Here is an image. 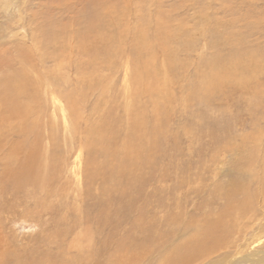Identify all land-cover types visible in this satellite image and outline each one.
Segmentation results:
<instances>
[{"label": "rangeland", "instance_id": "1", "mask_svg": "<svg viewBox=\"0 0 264 264\" xmlns=\"http://www.w3.org/2000/svg\"><path fill=\"white\" fill-rule=\"evenodd\" d=\"M225 23L228 31L230 27L242 28L248 41L261 47L264 63V0H0V72L27 67L37 92L32 93L35 113L29 131L35 180L26 194L4 195L3 207L12 211L0 215L4 231L12 233L18 262L60 264L61 249L75 245L78 234L85 237L90 230L95 238L105 239L110 234V244L112 240L125 241L129 227L141 218L144 223L156 222L159 231L172 240L189 217L205 215L204 203L212 198L217 201L212 194L215 184L232 178V164L238 159L235 146L241 145L254 123L264 129V96L259 94L264 90L263 74L255 84L247 81L245 85L246 89L256 88V99L238 84L230 87L226 83L216 89L217 103L211 108L185 104L190 76L198 77L195 66L200 57L211 55L210 33L213 29L223 32ZM189 37L191 46L186 49ZM172 52L177 57L174 67L168 60ZM146 70L154 78L153 87L148 86L149 78L135 80L144 71L146 76ZM209 72L203 70L198 78ZM70 92L76 101L74 112L66 108L65 95ZM90 133L96 138L101 134L98 140L106 144L112 141L117 168L131 157L136 165L127 164L123 186L109 188L114 189L113 198L117 195L120 200L119 188L131 198L121 200L126 215L116 212L125 220L98 233L93 223L78 225V211L95 216L101 188L109 186L98 182L88 194L82 191L81 202L75 203L72 197L76 181L70 168L74 161L80 165L92 157L87 146L92 140ZM57 157L70 168L63 164L66 169L61 179L56 176L55 185L43 192L44 184L52 180L43 176L44 165L57 164ZM98 159L89 162L91 169L100 166ZM132 174L137 180L128 185L126 180L133 178ZM28 201L29 205H24Z\"/></svg>", "mask_w": 264, "mask_h": 264}, {"label": "bare ground", "instance_id": "2", "mask_svg": "<svg viewBox=\"0 0 264 264\" xmlns=\"http://www.w3.org/2000/svg\"><path fill=\"white\" fill-rule=\"evenodd\" d=\"M222 13L220 12V14ZM205 21L207 23V20ZM247 21L248 20H246V22ZM224 26L226 28V23ZM232 26L234 25L232 24ZM201 28H203V26ZM225 28L223 29V32L218 29H213L211 31V40L208 42V49L211 55L209 57L207 55L200 57V61L197 63L194 69L198 77L200 76L199 73L203 72V70L208 72L210 69V74H204L202 78L196 77L197 79H193V76H190L189 86L186 90L187 101L185 103L190 108L191 106L195 108L196 105L202 106V110L203 108H211L213 105H215V103H217V100H214L216 89H221L226 83H228L230 87H234L235 84H238V87L243 88H239L240 90L245 92L248 91L247 93L251 97L253 96L254 99L257 98L258 91L256 88L251 86L250 89H246L245 85L247 81L253 83L257 82L256 78H258L261 74L264 75V63L262 61L263 55L261 53V47L256 46L255 42L253 41H248V36L246 35L245 31L241 30L242 28L236 29L230 27L228 28L230 31ZM171 33L174 34L173 31ZM110 38L114 39L115 37L112 36ZM190 39V37L187 39V44L185 43L186 45L184 48L190 49L191 44L188 45V41ZM165 43L166 41L162 44ZM191 43L193 44V41H191ZM227 47H230V49L227 50ZM105 48L106 49L104 50L107 53L105 54H110L109 47L106 46ZM147 49H150L149 46H147ZM182 49L179 48V50ZM139 50H136L137 55H139ZM98 53L96 55H98ZM105 54L103 56H105ZM172 54L173 55H169L170 57L168 56V60H170V63L173 61L174 67L176 66L175 64L177 62H175L174 58L177 57L176 53L172 52ZM180 65L182 66L181 63ZM146 71V76L144 71L143 74L139 73V75H136L135 78L137 79L135 80L141 82L144 79L147 80L149 78L148 82H150L151 85L148 86L153 87L152 81L154 78L151 77V73L149 74L148 70ZM0 73V215H3L4 213L12 211L11 209L3 207L4 195L9 196V198H13L15 195L17 196L22 193L26 194L35 180L34 176L32 175L34 171V167L32 168V165L35 163L34 160H32L34 157L31 149L34 148V144L30 139V137L32 138V135H30V132L32 131H30V129H33L30 124V120L31 117H34L33 114L35 113L34 106L31 102L33 99L32 93L36 92V90L30 78V71L27 67H22V69L16 71L8 70L7 73ZM258 81L260 83V80ZM50 84L51 83H49V85ZM52 87L54 88V86ZM76 93L77 96L81 95L79 92ZM259 94L264 96V90H260ZM65 97L68 100V107L66 108L74 112L76 101L73 102V99L71 98L74 96H72L70 92V94L66 93ZM254 102L255 100L251 99V103L254 104ZM195 114L200 116L199 113L195 112ZM104 126L105 123L102 124V127ZM88 137L89 139H92L91 141H87L89 142L87 145L89 150L93 152L92 157L90 154H88L90 156L87 157L86 163H80V165L77 163V161H74V164L71 166V168L68 166L70 165L69 163L61 161L62 164H60L58 157L54 160L56 161L58 159L57 164L53 162L52 164H48L46 166L44 165L43 170H45L43 172V176L46 178L48 177L49 179L51 178L52 180L49 183L44 184L42 190L43 192L44 190L50 191V185L52 183L54 184L53 179L56 176L60 177L58 180L61 179L62 171L66 169L65 165L70 168V171H72L76 181V187L74 185L76 189L72 187V197L76 200L75 203L81 202L83 200L81 197L82 191L87 193V190L90 191L91 187H94L98 182H101L105 187L109 186L108 189L101 188L102 194L98 196V200L95 202L97 209L95 216H92L93 214L91 215L88 212H84V210L78 209L80 217V222L78 225L88 226V224L93 223V225H95L93 230L95 233H98L101 230L106 229L107 225L117 227L121 224L123 219L125 220L126 217L119 219V216L116 212H123V216L126 215V210L122 208L121 200L126 202V200L129 198V195L124 191L123 188H119V190L122 191L119 193L120 200L117 198V195L113 198V194L115 195V193H113L114 189L109 188L115 185L123 186V180L127 174V164H130V166L133 165L132 167L134 168L136 165H134L131 157V159H127L126 165H120L119 168H117L115 166L117 165L115 164L117 152L111 147L113 145L112 141L107 140V145L104 141L98 140V138L102 137L101 134H99V136L96 138L95 135L90 133ZM244 139L246 141H244ZM240 144L241 145L235 146L237 147L236 153L238 152V159L232 164V178H228V180L224 181L223 183L219 182L214 186L216 188L214 191H212V194L214 198L217 199V201L213 200L212 198L211 201H206L204 203L202 209L204 208L205 215H201L197 218L189 217L187 221L182 220V216H180L179 220L184 221V226L181 225L183 228L179 230V233H177L178 231L175 233L177 236L176 238L174 237L171 240L170 235L167 236V234L164 233L165 231H159L157 225L155 224L156 222H150V220H148L149 222L144 223L145 220L141 218L139 222L135 220L132 228L129 227L130 230L127 238L124 239L125 241H121L120 239V241L118 240L117 242H114L112 240L113 243L110 244L109 233L105 239H101L95 238L94 233H92L91 230L89 235L86 234L85 237L83 234H78V238H75V241H77L75 245L63 248V250L61 249L62 252L60 253L62 255L59 254L58 256L61 259L59 263L264 264V129L254 123L252 126V131L249 132L245 138H243V142ZM49 149L51 150V148ZM126 157L128 158L129 156ZM97 159L101 162L100 166L95 165L93 166L94 168L91 169V164L89 162H92V160L97 161ZM128 169L129 167L127 170ZM50 170L52 171V175H50ZM136 180L137 179L133 177L128 181L126 180V182L129 185L131 182ZM63 188L67 190V192L71 191L67 185H64ZM44 194L48 195V193ZM129 201H131V198H129ZM24 205L28 206L29 201L25 202ZM257 210H261L262 214L260 215ZM7 220L9 221V218H7ZM141 221L143 222L141 223ZM169 222H171V219H169ZM5 225L7 226V223ZM4 228L3 220L0 219V264H23L24 262L20 260L18 262L16 259V249L13 245V237L11 238L12 233L10 234L4 231ZM111 232H113V230ZM100 235L103 236L102 234ZM183 237L184 239L181 242L178 241ZM81 239L84 241L81 242ZM57 242L59 243L61 240ZM85 242L87 244L83 246L82 244ZM50 243L51 242L48 244ZM58 245L59 244H57V246ZM58 247L59 249L61 248V246ZM51 248H53V246H51ZM49 255L54 256L53 253H50ZM42 259H44V257H42ZM31 264L41 263L31 262Z\"/></svg>", "mask_w": 264, "mask_h": 264}]
</instances>
